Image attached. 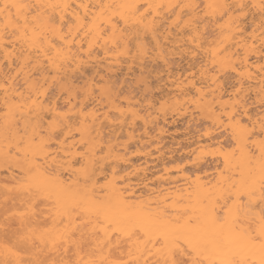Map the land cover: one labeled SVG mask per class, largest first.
I'll list each match as a JSON object with an SVG mask.
<instances>
[{
	"label": "snow or ice",
	"instance_id": "obj_1",
	"mask_svg": "<svg viewBox=\"0 0 264 264\" xmlns=\"http://www.w3.org/2000/svg\"><path fill=\"white\" fill-rule=\"evenodd\" d=\"M170 43L200 64L178 96L76 83L97 49L143 72ZM189 112L178 183L137 198L113 126ZM0 172V264H264V0H0Z\"/></svg>",
	"mask_w": 264,
	"mask_h": 264
},
{
	"label": "bare ground",
	"instance_id": "obj_2",
	"mask_svg": "<svg viewBox=\"0 0 264 264\" xmlns=\"http://www.w3.org/2000/svg\"><path fill=\"white\" fill-rule=\"evenodd\" d=\"M163 28L164 25L161 24V32H163ZM147 39L150 41L151 37L149 36ZM173 39H176V36H174ZM182 42L181 40V43ZM173 47L174 45L170 43L164 49L169 60L168 64H165L162 59L153 58L146 62L143 72L138 61L135 63L131 60H128L126 63H109L108 61L115 60L116 57L110 55L104 58L103 52L97 49L96 51L99 53V58L93 57L89 62V66L83 69L82 76L76 74V83L78 85L85 84L86 82L91 83L93 77L96 80H99L101 76H104L106 80L108 77H111L113 83L117 85L123 84L126 86V90L131 92L133 89H139L137 82L141 80V76L143 75V77L150 82L149 87L151 91H149L148 95L158 104L161 97L168 99L170 96H178L180 89L176 87V83L185 80V78L190 79L189 73L191 71H199V60L193 61L196 65L195 68H193L190 63L191 57L171 51ZM183 57L187 59L185 60L186 62L190 63L189 65L187 64V70L179 68V65L177 66L179 61L181 63V60L177 62L176 59H183ZM119 59L123 61L126 58L120 57ZM149 68H154V72L152 73L151 71L153 70ZM152 74L154 75L151 76ZM154 78L156 79L155 81H153ZM156 89L158 90V95L156 91L154 92ZM185 91H187V89H185ZM229 91H231V89H229ZM154 93L157 96H155ZM180 98L183 99L184 97L181 96ZM124 104L126 106V101ZM166 120L167 122H165ZM178 124L181 126V130L183 129L185 132L178 134V129L180 130V126H177ZM190 124L191 127H189ZM198 124L206 126L207 122L200 121L199 118H197L196 122H192V113L189 112L187 116H173L172 113H168L165 117L161 114L158 120L149 123L148 128L150 131H148L146 135L144 134L143 121H137L131 129L128 123L113 126L116 128V132L112 139L113 142L117 144L127 140L131 131L133 138L131 142L125 146L127 149L128 163L121 164L120 167L121 169H127L129 172L133 173L128 179L136 186L137 198H139L142 193L151 191L153 187H155L157 191L160 189L167 190L178 183L177 180L170 179V177L175 174L174 166L182 162L186 163L191 154V150L198 148V143L200 141L197 129ZM149 145H151V147H149ZM119 150L124 151L123 148ZM210 159L211 158H209V161ZM201 167L211 173L215 170L216 166L214 163L208 162ZM166 168L171 171H165ZM188 168L191 169V165H188ZM66 178L65 176V179ZM6 181L10 183L11 176L0 172V185H3ZM144 185L148 187H144ZM0 203H2V201H0ZM16 207H23L19 200L16 201ZM0 212H2V208H0ZM0 223H3L2 216H0ZM0 239H2V237H0Z\"/></svg>",
	"mask_w": 264,
	"mask_h": 264
},
{
	"label": "rangeland",
	"instance_id": "obj_3",
	"mask_svg": "<svg viewBox=\"0 0 264 264\" xmlns=\"http://www.w3.org/2000/svg\"><path fill=\"white\" fill-rule=\"evenodd\" d=\"M179 57H181V56H179ZM179 57H175V58H179ZM176 60H177V62H178L179 60H181V63H180V61H179L178 64H177V66L179 65V68H181V69L184 68V70H187V68H188L187 66H188L190 63H188V62L185 61V60H187V59H185V57H183V59L180 58V59H176ZM176 60H175V61H176ZM182 60H183L184 62H183ZM183 63H184V64H183ZM193 63H194V62H193ZM187 64H188V65H187ZM191 65H192V63H191ZM180 66H181V67H180ZM185 66H186V67H185ZM189 67H190V66H189ZM149 69H151V68H149ZM153 69H154V68H152L151 70H153ZM154 70H155V69H154ZM154 70L151 71V72L153 73ZM148 72H150V71H148ZM137 74H138V73H137ZM137 74H136V75H137ZM153 75H154V74H152L151 76H153ZM155 80H156V79L154 78L153 81H155ZM136 90H137V89H136ZM138 91H139V89L137 90V92H138ZM155 91L157 92L158 90L156 89V90H154V92H155ZM154 94H155V93H154ZM157 95H158V92H157ZM157 95L155 94V96H157ZM177 126H180V125L178 124ZM177 129H178V128H177ZM180 130H181V126H180ZM180 130L178 129V132H179L178 134L185 132V130H183V129H182L181 131H180Z\"/></svg>",
	"mask_w": 264,
	"mask_h": 264
}]
</instances>
